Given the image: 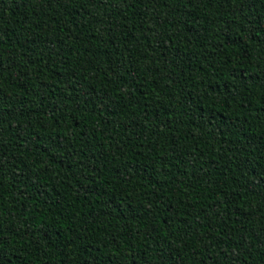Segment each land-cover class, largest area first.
<instances>
[{
	"label": "trees",
	"instance_id": "obj_1",
	"mask_svg": "<svg viewBox=\"0 0 264 264\" xmlns=\"http://www.w3.org/2000/svg\"><path fill=\"white\" fill-rule=\"evenodd\" d=\"M0 264H264V0H0Z\"/></svg>",
	"mask_w": 264,
	"mask_h": 264
}]
</instances>
